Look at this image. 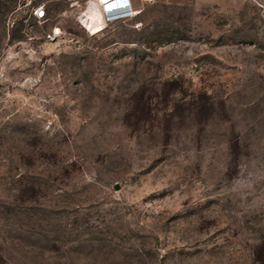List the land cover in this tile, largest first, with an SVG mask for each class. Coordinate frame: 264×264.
<instances>
[{
	"label": "rangeland",
	"instance_id": "rangeland-1",
	"mask_svg": "<svg viewBox=\"0 0 264 264\" xmlns=\"http://www.w3.org/2000/svg\"><path fill=\"white\" fill-rule=\"evenodd\" d=\"M112 1L0 0V264H264V0Z\"/></svg>",
	"mask_w": 264,
	"mask_h": 264
},
{
	"label": "built area",
	"instance_id": "built-area-1",
	"mask_svg": "<svg viewBox=\"0 0 264 264\" xmlns=\"http://www.w3.org/2000/svg\"><path fill=\"white\" fill-rule=\"evenodd\" d=\"M112 0H109V2ZM142 2H153L155 0H141ZM116 6L118 7L116 11H120L123 9H128L132 7V2L131 0H119V2H117ZM110 13V12H107ZM44 14H39V17H42Z\"/></svg>",
	"mask_w": 264,
	"mask_h": 264
},
{
	"label": "crops",
	"instance_id": "crops-1",
	"mask_svg": "<svg viewBox=\"0 0 264 264\" xmlns=\"http://www.w3.org/2000/svg\"><path fill=\"white\" fill-rule=\"evenodd\" d=\"M137 1H141V0H131V2H132V7H131V9H133L134 8V6L136 5V2ZM209 1H211V0H209ZM212 1H215V2H219V0H212ZM250 0H237V2L236 3H234L235 4V9H240L241 7H243L247 2H249ZM117 2H119V0H113V2L112 3H110V4H108L109 6L110 5H112L113 3H117Z\"/></svg>",
	"mask_w": 264,
	"mask_h": 264
},
{
	"label": "bare ground",
	"instance_id": "bare-ground-1",
	"mask_svg": "<svg viewBox=\"0 0 264 264\" xmlns=\"http://www.w3.org/2000/svg\"><path fill=\"white\" fill-rule=\"evenodd\" d=\"M117 8H118L117 6L116 7H110L109 5H106V7H104V13L105 12H114L117 10Z\"/></svg>",
	"mask_w": 264,
	"mask_h": 264
}]
</instances>
